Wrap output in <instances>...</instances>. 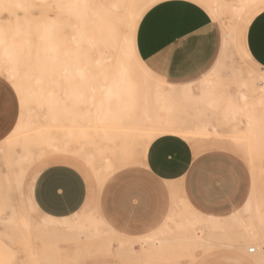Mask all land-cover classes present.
<instances>
[{"label": "bare ground", "instance_id": "obj_1", "mask_svg": "<svg viewBox=\"0 0 264 264\" xmlns=\"http://www.w3.org/2000/svg\"><path fill=\"white\" fill-rule=\"evenodd\" d=\"M106 1L49 0L50 5L45 8L49 14L46 15L31 14L29 11L33 10L15 2V12L18 10L29 15L26 28L31 30L33 39L27 38L28 44L34 43V49L37 48L38 51L32 52L30 49L32 53L28 54V59H31V54L34 59L32 64H28L23 75L22 69L15 66L21 65L16 54L17 47L13 40H7L4 27L0 24V69L4 61L17 63L9 64L14 68L5 66L3 68L10 77L15 78L12 81L17 84L18 89H23L31 98L38 101L42 98L39 101L43 110L45 109L42 117L47 118L45 122H51L47 123V126H41L47 128L48 134L44 133L45 130H40L35 139L30 138L33 139L31 145L29 142V145H24L23 152L15 161V167L10 168L11 185L21 197L19 214L22 220L21 232L24 231L25 235L24 248L31 253L30 257L27 256L30 258L27 264H55L58 253L56 254L49 244L68 237L79 239L81 246L78 249L76 244H71L77 250L74 249L75 253L72 256H67L71 260L64 261L65 264H80L99 255H111L121 262L129 263L147 260L156 254L162 244L167 246L173 242L175 248L183 242L181 245L186 252H191L194 247L206 242L203 232L206 240H221L220 245L235 251L237 264H264V197L258 196L257 191H251L242 207H236L226 215L205 213L186 203L187 210L181 215L180 221L176 222L175 228L171 227L169 222H165L164 228L158 234L152 232L136 240L126 239L110 222H105L101 216L98 217L93 209L83 216L78 212L63 217L49 215L47 221L40 223L25 206V177L31 178L28 184L33 195L34 180L43 169L40 162L42 160V164L46 163L47 157L50 165L56 164L55 160L61 157H57L59 154L79 157L92 168L91 171L95 172L100 188L122 163H131L137 157L145 158L147 148L155 138L163 134H176L197 149L196 145L201 135L206 132L221 134L222 124L231 127L230 137L235 138L233 141L244 148L254 160L253 166L256 171L254 179L258 175L259 163L255 162L254 157L264 154V71L232 68L231 73L226 74L224 60L233 57L230 43L232 41L234 43L236 39L235 24L245 19L249 25L264 10V0H204V6L218 20L223 19L228 9L234 13L231 15V24L229 23L231 26L227 23L222 24V48L219 57L214 66L200 79L198 91L193 87V83L179 87L169 83L168 87H164V80L149 69L138 54L136 31L143 17L138 14L146 2L150 3L153 0H146L142 7H138L134 14L128 16L107 14L109 8L103 7V3L110 4L112 10L118 7L120 2ZM32 3L35 5L32 0L24 4L33 6ZM6 5L0 3L1 13L5 11ZM131 9L133 8H129L130 13ZM243 9L247 11L243 12ZM244 32L246 33V29ZM89 46L96 52V58L89 55L87 50ZM244 52L246 58L255 63L247 48ZM89 56L94 59L91 60ZM44 67H48L47 71ZM21 76L32 78L35 76L41 89L49 77L55 87L51 86L46 96L41 91L40 97L37 98L36 90L29 91L27 88L26 91V84L21 85V82L18 84V78H22ZM60 76L63 80L58 79ZM36 81L33 82L34 85ZM20 89L18 91H21ZM105 103L110 105L107 109L111 117L105 118L110 119L111 124L105 126V132L100 129L97 131L94 143L89 138L86 140L81 132L74 134L70 130L64 138H59L57 133L58 137L48 130L59 126L62 121H68L67 115L70 113L77 109L86 110L88 106L94 105V108L98 109L96 110L98 115H105V111H101L106 109ZM26 105L24 104L22 111L24 122L19 123L15 130L21 126L28 130L41 118L37 113L30 116ZM78 119L75 116L69 118L73 123ZM123 122L128 124V132H133L128 134L127 143L118 142L121 137L123 138ZM5 139L6 137L0 142ZM73 142L80 143L79 151L71 148ZM39 145H44L45 148L37 155L40 160L39 165L35 166L32 165V161L38 153L36 150ZM88 145H94L95 150L84 149ZM122 145L124 151L121 149ZM117 148L124 153L115 160ZM94 152H98L99 155H94ZM95 156L101 158L99 161L102 165L98 164V168L95 166ZM166 218L174 219L172 213ZM17 219L14 218L13 221L18 223ZM172 234H177V237H171ZM40 238L43 240L41 250L34 242L32 243L33 240ZM44 242L47 244L44 245ZM114 242H117L116 246ZM248 242L255 245L246 249L245 245ZM137 243L140 247H137ZM250 248H254V252H250Z\"/></svg>", "mask_w": 264, "mask_h": 264}, {"label": "crops", "instance_id": "obj_2", "mask_svg": "<svg viewBox=\"0 0 264 264\" xmlns=\"http://www.w3.org/2000/svg\"><path fill=\"white\" fill-rule=\"evenodd\" d=\"M139 24L136 31L139 56L170 84L193 83V79L209 71L219 57L222 29L196 1L162 0L146 11ZM151 26L158 28L154 30ZM245 44L255 63L264 68V10L248 25ZM0 88L1 140L10 133L17 110L7 90ZM200 145L201 140L195 149L176 134L155 138L145 158L137 157L129 166L116 170L98 189L97 205L104 218L118 231L135 236L161 225L178 198L187 199L202 212L226 215L242 207L251 191L264 197L260 185L264 188V154L254 179V160L250 157L249 165L229 143H218L209 150H202ZM29 181L31 178L25 177L24 204L28 210L41 212L45 219L38 220L40 223L47 221L49 215L62 217L77 212L88 195L84 175L65 163L43 168L34 180L33 195ZM58 183L61 186H57ZM18 217V236L25 242L20 214ZM39 247L41 250L42 243ZM20 248L26 250L21 244Z\"/></svg>", "mask_w": 264, "mask_h": 264}, {"label": "rangeland", "instance_id": "obj_3", "mask_svg": "<svg viewBox=\"0 0 264 264\" xmlns=\"http://www.w3.org/2000/svg\"><path fill=\"white\" fill-rule=\"evenodd\" d=\"M26 1L28 2L29 0H0V3L7 4L5 11H3L2 13L0 12L1 13L0 14V24L4 27V31L6 33L7 40H13L14 41V43L17 47L16 54H17L18 60L21 62V65H18L15 62L10 63V62L4 61L2 64V68L0 69V87H3V85H5V84L10 86L11 91H9L8 87H3V88H5L7 90L8 94H9L8 96L10 97L9 99H11L12 102H14V104L16 105V110H17V118H16V121H15L13 127L10 129V133L7 135L6 139L3 142H0V264H27L28 261L30 260V258H28V257H30L29 251L24 250L23 248H20V244L24 246L26 244V242H24L22 237L19 238V236H18V233H19L18 226L19 225L17 223H15V221H13L14 218H15V220L17 218L19 219L18 215H19V209L21 206V202H20L21 197H20L19 193L14 191V189L11 185L10 168L13 166L15 167V164H16L15 161L19 158L20 154L23 152L22 149H24V145H26V144L31 145V142L33 141V139H30V138L35 139L36 136L40 134V130H45L44 133L48 134L47 133L48 131H46L47 128L41 127V126H47L46 125L47 123H51L49 121L45 122V121H47L46 120L47 118L42 117V115L44 114V110H45V109L43 110L41 104L39 103V101H41L42 98H40V100L38 101L36 99L31 98V95L24 92L23 89L19 88L21 91H23L22 93H21V91H18L19 89L16 86L17 84L15 85V83L12 81L15 78L10 77L9 73H7L3 68L4 66L6 68H8V67L14 68L13 66H11L9 64H17V65H15V66H17L16 68L22 69L21 74L23 75L28 64L29 63L32 64V61H33L32 59H34L32 54L30 56L31 59L30 58L28 59V54H30L31 51L32 52H38L37 48L34 49L35 48L34 43H32L33 46L31 44H28L27 38H29V39L32 38V34L30 32L31 30L28 27L26 28L29 15L22 13V11H18V10L15 12L14 11V5H15L14 3L19 2L18 5H20V6L25 5V8L33 10L34 12L29 11L31 14H44V15L49 14V12L45 8H47L50 4H49V0H32V1H34L35 5L32 3L33 6H31L29 4H24V3H27ZM107 1H111V0H107ZM118 1L120 2L119 6L112 9V10H111V8H113V7H111L110 4L103 3V7L109 8L108 11L106 12L107 14L113 15V16H128L132 13L134 14L135 9H137L138 7L139 8L142 7L143 4H145L146 0H118ZM160 1H162V0H153L150 3L146 2L145 6L143 7V10L140 11L138 15L143 16L146 13V11H148L154 4H156ZM193 1L198 2L200 5H202L204 8H206V6H204L205 5L204 0H193ZM40 7H41V9H39ZM129 8H133V9H131L132 10L131 13L129 12ZM35 9H36V11H35ZM245 9H243V12L247 11ZM232 13H234L233 10H230V9L226 10L224 15H223V19L221 18L219 20L216 19L217 17H215L212 13H210V14L212 15V17L214 19H216V22L218 23L220 30H221L223 23H227V25L231 24ZM136 15H137V13H136ZM1 17L4 19L6 18V19L3 20ZM244 17H245V13H244ZM246 21L247 20L243 19V20H241V22L239 21L238 23L235 24V28H236L235 29L236 30V36L235 37H236V39H234L235 40L234 43H233V41L231 42L232 44L230 43V49H231L230 52H231L233 57H232V59L231 58H225V60H224V62L226 63V66H225V73L226 74L231 73L230 71H232V68L233 69L234 68H242L245 71H248V70L258 71V72L264 71V68H262L260 65L252 63L246 58V55L244 52V50L246 49L245 34H244L245 32L244 31H245V29H247L246 27L248 25ZM120 30L122 31L121 28H120ZM32 42H34V41H32ZM31 47H33V48H31ZM89 48H90V46H89ZM89 48H87V50L90 53L89 55H91V57L93 56L94 58H96L97 57L96 52L94 50H92L91 48L90 49ZM30 49H31V51H30ZM92 51H93V53H92ZM94 58H91V60ZM21 59H22V61H21ZM142 62L145 63L144 61H142ZM46 68L48 69V67H44L45 71H47ZM207 71H205L204 73H201L195 79H193L194 80L193 81V85H194L193 87L195 88L196 91H198V87L200 85V78L203 77V75L205 73H207ZM36 73L38 74V71ZM156 75L158 77H160V75L158 73H156ZM21 77L22 78H20V77L18 78L19 79L18 84L20 82H21L20 83L21 85L26 84L25 90L27 88H28L27 90H29V91L30 90H36V93H37L36 97L37 98L40 97L41 91L46 96L49 93L48 91L50 90V87L51 86L55 87L50 82L51 79L49 77H47L45 83L43 84L42 89L40 88V83H38L36 81L35 76L33 78L28 77V76H26V77L21 76ZM58 79L63 80V77L60 76V77H58ZM34 81L37 82L35 85H34V83H35ZM169 83H170V81L165 80L164 81V87H168ZM30 85H32V86L30 87ZM176 85L179 87V86H182L183 83H179ZM24 104H27L26 106L28 108V114L30 116L32 114H35V113H37L39 116H41L40 120L36 121V123L34 125L29 127V128H32L33 130L29 129V128H28V130H25L23 126H21L19 129L15 130V128L17 127V125L19 123L24 122L23 120L25 118L24 117L22 118V111H24V109H23ZM28 106H30V107H28ZM104 106L106 109H102L101 111H105V113H104L105 115H101V114L98 115L96 112V110H98V109L96 107L94 108V105H92L91 107L88 106L86 110L85 109L84 110L83 109L75 110L74 112L67 115L68 121L67 120L62 121L59 124V126L56 125V126H54V128H52V129L49 128L48 130L52 131L54 133L53 134L54 136H57V134H58L59 138H64V136L69 134L67 131H70V130L74 134H76V133L79 134L81 132L86 140H88V138H89L94 143L93 139H94L95 135H97V131L100 129V130H102V132H105V128H106L105 126L106 125L110 126V124H111L110 119H106V118L111 117L110 111L108 110L109 109L108 106H110V105L105 103ZM72 116L79 118L77 121H75L76 123H73V121L69 120V118ZM104 118H105V120H104ZM127 126H128V124L123 122V127H122L123 138L121 137L122 139L120 138L118 140L119 143H122V142L127 143V140H129L128 134L133 133L132 131L128 132L129 130H127ZM63 128H64V130H62ZM223 129H226V130L229 129V130L223 131ZM130 130H131V128H130ZM220 130H221V134H215V133L212 134L213 132H208V133L206 132L207 135L206 134L201 135V138H200L201 145L200 146H201L202 150H209L215 146L217 147L218 143H229V145L231 146V149L236 151L237 153H239L246 160V162L250 165V156L248 155V152L242 151L244 148H242V147L239 148L236 145L235 141H233L236 139L230 137L232 134L230 132L231 127L228 125L222 124V126H220ZM52 132H50V134H52ZM228 134H229V136H228ZM28 142H29V144H28ZM130 144H131V142H130ZM93 146L88 145V146L84 147V149L88 148L89 150L94 151L95 149ZM79 147H80V143H78V142H73L71 144L72 149L76 148L79 151V149H80ZM37 148L38 149L36 151L38 153H36V156H34L33 161H32V163H33L32 165H35V166L39 165L40 159H38L39 156H37V155L39 153H41V150L43 148H45V146L39 145V146H37ZM119 149L117 148L118 151L116 150V152H115L116 153L115 154L116 156L114 155L115 158L112 157L115 160H117L116 158H120L121 153L122 154L124 153L123 152L124 151L123 145L121 148L123 151L121 149L120 150ZM45 151H47V149L44 150V152ZM119 151H120V153H119ZM95 154L99 155L98 152H94V155ZM135 154L137 155V153H135ZM262 155L258 154V155H256V157H254L256 163H259ZM59 156H61V157H59ZM57 157H59V158H57V161L55 160L56 163H59L61 160V163H65V164H68V165L75 167L84 175V177L87 181L88 195H87V198H86L84 205L77 212L80 213L81 216H83V215L89 213L90 211H92V209H93V212L98 217L101 216L105 220V222H109L104 218V216L102 215V213L98 209L96 193H97L98 188H99V182L97 181L98 179L95 175V172L93 170H92L93 172L91 171L92 168L89 167V165H87L84 161L82 162V160L79 157L71 155V154L70 155L69 154H61V155L59 154ZM95 157H96L95 166L98 168L99 166L102 165V162L99 161L101 158H100V156H95ZM47 158L48 159H47L46 163L42 164V160L40 162V165H43V168L50 165L49 157H47ZM98 164H99V166H98ZM128 164L129 163H127V164L122 163V165L119 164V165H121L119 168L125 167L126 165L128 166ZM119 168H117L116 170H118ZM261 188H262L261 194L264 196L263 186H261ZM25 199H26V197H25ZM186 203L195 207L187 199L178 198L177 201L175 202V206L171 209V211L169 213V214L172 213V216L174 219L169 220L166 218L162 222L161 225L156 227V229H152V230H150L144 234L135 235V236L126 235L120 231L119 232L121 233V235L125 236L126 239L136 240L137 238H140V237H142L146 234L152 233V232H156L158 234L160 232V230H162L164 228L165 222H169V225L171 227L175 228L176 222L178 223L180 221L181 215L184 212H186V210H187ZM30 210H31V213H33L34 218L36 220L45 219V217L41 214V212L40 213L36 212L33 209H30ZM168 215H167V217H168ZM15 216H17V217H15ZM202 234H203L206 242L194 247L191 252H189V251L186 252V250L184 249V246L181 245L183 242L179 243L180 245H178L179 248L176 247L177 249L175 248V245H174L175 242H173L167 246L165 244L164 245L162 244L160 246L161 248H159V250H161V251L157 250L155 255H153L152 257H150L147 260L146 259L140 260L139 262L137 260L136 261H130L129 263L124 262V261L121 262L120 259L113 257L111 255H102V256L99 255L97 257H92L88 260H85L83 263H80V264H237V261H236L237 254L235 251H233L231 248H229L227 246H224L222 244L220 245L221 240H218V239H214L213 241L206 240L205 232H203ZM171 237L176 238L177 234H172ZM63 240H59V241H61L60 246L58 245L59 241H54V243H52V245H51V243L49 244L50 247L53 248V251L56 254L58 253V258H57V261H55V264L56 263L60 264V262H62V264H65L66 261L70 262L71 258L70 257L67 258V256H72V254L75 253L74 249H76V247L79 249V247L81 246L79 239L74 240L71 237H68V238L63 239ZM33 242L37 245V247L40 246L42 243L41 239L33 240L32 243ZM45 243L47 244V242H44V245H45ZM55 244L58 247H56ZM71 244H76V247H74V245H71ZM114 245L116 246L117 242H114ZM136 245H137V247H140V244L137 243ZM173 245H174V247H173ZM218 245H220V246L218 247ZM253 245H255L253 242H248L245 245V247L247 249L248 246H253ZM167 253H168V255H167ZM76 255H77V253H76ZM142 255H144V254H142ZM77 258H78L77 260H79V256ZM115 259H117V260H115Z\"/></svg>", "mask_w": 264, "mask_h": 264}, {"label": "snow or ice", "instance_id": "obj_4", "mask_svg": "<svg viewBox=\"0 0 264 264\" xmlns=\"http://www.w3.org/2000/svg\"><path fill=\"white\" fill-rule=\"evenodd\" d=\"M3 87H8L9 88V91H11V88H10V86H8V85H3ZM0 92H2V88H0ZM57 186H61L59 183L57 184Z\"/></svg>", "mask_w": 264, "mask_h": 264}, {"label": "built area", "instance_id": "obj_5", "mask_svg": "<svg viewBox=\"0 0 264 264\" xmlns=\"http://www.w3.org/2000/svg\"><path fill=\"white\" fill-rule=\"evenodd\" d=\"M250 252H254V248H250Z\"/></svg>", "mask_w": 264, "mask_h": 264}]
</instances>
